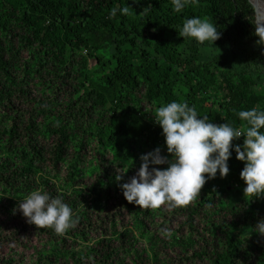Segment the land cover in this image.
Listing matches in <instances>:
<instances>
[{"label":"trees","instance_id":"16d2710c","mask_svg":"<svg viewBox=\"0 0 264 264\" xmlns=\"http://www.w3.org/2000/svg\"><path fill=\"white\" fill-rule=\"evenodd\" d=\"M192 17L220 38L183 39ZM253 21L247 0H198L180 13L172 0H0V264H264V197H244L234 148L228 175L184 208L142 210L119 186L142 154L171 158L158 107L187 101L237 130L239 111L264 110ZM34 190L62 197L76 227L59 236L27 223L18 204Z\"/></svg>","mask_w":264,"mask_h":264},{"label":"clouds","instance_id":"9594fccd","mask_svg":"<svg viewBox=\"0 0 264 264\" xmlns=\"http://www.w3.org/2000/svg\"><path fill=\"white\" fill-rule=\"evenodd\" d=\"M197 2L172 0L173 10L180 13L189 4ZM247 3L254 16V34L259 38L257 43L264 44V0H247ZM120 11L127 14L129 8L124 7ZM116 12L117 9H112L110 15L114 16ZM220 35L212 22L200 17L186 19L179 32L183 39L194 38L200 45L205 42L213 45ZM205 51H210V48H205ZM198 116L194 106H189L187 101H172L157 108L154 120L162 129L171 158L162 156L159 148L141 155L136 174L119 185L128 203L152 211L161 208L172 211L194 204L206 182L214 179L217 172L221 178L228 175L227 161L233 148L236 159L244 162L239 173L246 185L244 197L248 202L264 197V131H261L264 129V110L254 107L239 111V119L246 122L244 130L234 129L228 123H211L207 115ZM242 135L243 145H233V140ZM165 163L168 166L164 169L149 167ZM127 170L117 173L115 180H123ZM18 208L27 223L41 229L51 228L59 236L75 228L79 221L62 197H50L42 190L32 191L18 204ZM256 226V232L264 235V220L258 221ZM161 233L165 237L172 235L167 228L161 229Z\"/></svg>","mask_w":264,"mask_h":264}]
</instances>
